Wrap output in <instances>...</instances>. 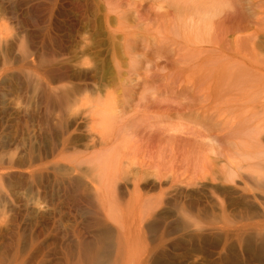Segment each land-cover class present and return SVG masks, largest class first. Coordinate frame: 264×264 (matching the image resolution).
I'll return each mask as SVG.
<instances>
[{"label": "rangeland", "instance_id": "rangeland-1", "mask_svg": "<svg viewBox=\"0 0 264 264\" xmlns=\"http://www.w3.org/2000/svg\"><path fill=\"white\" fill-rule=\"evenodd\" d=\"M246 1L243 47L185 61L160 0H0V264H264V0ZM241 123L232 181L160 150Z\"/></svg>", "mask_w": 264, "mask_h": 264}, {"label": "bare ground", "instance_id": "bare-ground-1", "mask_svg": "<svg viewBox=\"0 0 264 264\" xmlns=\"http://www.w3.org/2000/svg\"><path fill=\"white\" fill-rule=\"evenodd\" d=\"M133 1L135 3V0H133ZM242 1L243 0H160V2H163L165 4V9H164V11H162V9H161V14L158 15L156 21L159 22L160 27L163 28V30L160 31V33L161 34L164 33L165 34L164 36H166V37L162 36V38L164 37L165 39H167L168 38L166 35L167 33L176 34L175 38H173V37L168 38L169 42H170V46L174 45L175 50H177L179 48V50L182 49V52H184L183 49H185V51H187L188 53L185 52V54H183V53L181 54L182 56H184V55L186 56L185 61H190L192 59L196 60L204 52L205 53L209 52V51H212V52L215 51L216 52V49L220 47V45H218V44H225V46H227V49L228 48L231 49L232 47L233 48L238 47L237 45H241V46L243 45L242 41H240V43L236 45V43H237L236 40L239 39V37L237 38L238 33H240V31L241 32L244 31V29L246 28L244 26H241V21L243 19V9H244L243 7L246 6L245 2H247V1L244 0L245 6H244V4H242ZM262 2H261V4H262ZM247 4H249V3H247ZM107 5H108V3H107ZM140 5H138V6H140ZM110 6L111 5H108L109 8L107 9V11L110 12V10L113 11V9H114L113 13L115 12V14H116V12H117L116 15H117L118 19H122L123 17L124 18L127 17V16H123L122 15L123 13L120 14L117 11V9L115 8L116 6H113L114 8H112ZM249 6H250V4H249ZM256 7H257V5H256ZM133 11L136 12L135 10H132L131 13H133ZM133 14H135V13H133ZM136 16H137V13H136ZM138 17L139 18H137V17L136 18L140 20V16H138ZM136 22H138V20ZM152 24H154V23H152ZM156 25H158V24H156ZM257 25H258L257 27H261V26H259V24H257ZM146 27L148 28L149 26L146 25ZM157 27H159V26H157ZM161 28H160V30H161ZM262 28H264V27H262ZM247 29L246 30L249 31V28H247ZM247 31H245V32H247ZM252 31H254V30H252ZM252 31H250V32H252ZM255 31H254L255 34H253V35L251 34L253 37L250 35L251 38H249V39L247 36L241 37L243 39L245 38L244 40L248 39L247 41H249V43L250 42L253 43L254 47L257 46V44H259V42H260L258 40H257L258 42H256L254 40L256 37L260 36V35H257L258 29H255ZM261 31L262 30H260L259 32H261ZM235 33L237 34V36H236L237 39L236 38L231 39L232 37L230 39H228L230 37V34H235ZM126 35H127V33L124 34L125 40H127ZM131 35H134V34H132V32H131ZM262 35H264V34H262ZM124 38H123V40H124ZM243 39H241V40H243ZM247 41H245V42H247ZM165 43L167 44V42H165ZM122 45L125 48V51L131 55V53H130L131 52L130 39L127 41L126 44L122 43ZM216 45L218 47H216ZM254 47H252V48H254ZM174 48L172 49L173 51H174ZM175 52H177V51H175ZM178 53H179V51H178ZM209 54H211V53H209ZM131 56H133V54ZM131 56L129 57L130 60L129 59L128 60H129L130 64H132L133 66L138 65L139 62L141 63V62L147 60V58L143 57L142 55L141 56L143 58H146L143 61L138 60V59H140L138 57L139 55L133 56V57H131ZM217 56H219V55H217ZM201 57H204V56H200L199 57L200 59H197V61L203 59ZM207 57L205 56V58H207ZM226 58H227L228 68H226V74L227 75L226 74L225 75L229 76L230 74H232L231 73L232 72L231 64L232 65L234 64V63H232L234 58L232 56V53H230ZM176 60H178V59H176ZM179 60H181V59L179 58ZM212 60L213 59H211V61ZM212 64H214V63L212 62ZM230 70H231V72H230ZM212 75H214V70H213ZM217 76L219 77L218 74H216L215 77H217ZM209 77H210V75H209ZM222 77H225V76L223 75ZM104 119H106V118H104ZM128 122L125 124L122 123L123 126L120 125V128H123L122 131H124L125 130L124 128L126 126H128ZM104 124H105V122H104ZM120 124H121V122H120ZM239 126L240 127L237 128V130H235L234 135L230 136L228 138V141L222 140L223 142L219 141V139H217L216 135L211 134L212 128H214V125H208V128L211 131L210 133H207V135H200L199 134L200 136L197 135L198 137H196V138L194 137L191 139L190 138L187 139L186 137L181 138V136H179L173 140V139H171L172 136L169 135L168 136V137H170L169 140L161 141V142H164L165 145H163L160 150L163 151L164 155L169 153L168 156L171 155V162L173 159H175L176 164L179 165V167L181 168L182 171H188V175H189V178L191 177L190 178L191 180H192V178L193 179L197 178L199 180H209L211 182H215V181H218V178H219L216 175V173L217 172H223V174L225 176L224 178H229V180L227 179L229 182V181H232V176H234L233 174L235 173L234 169H233L234 167H232V164L234 162V158H236L238 156H243L244 155L243 153H245V152L242 153V151L240 150L241 148H239V146L242 145V144H240L242 138L240 137L241 138L240 139L239 136H244L246 133H250V136H251V133L253 132L252 128H255L252 125H250L251 127L244 125V126H246V127H244L243 123H241V125L239 124ZM254 130H256V129H254ZM255 134H257V133H255ZM236 135H238V136L236 137ZM234 136L236 138H239V140H240V141L238 140L239 143L234 142L235 141ZM253 137H254V139L256 138V141L260 144L259 147L264 150V145L261 141L262 135H259L258 137L256 135H254ZM160 139H163V138H160ZM244 139H246V137ZM246 140H244V141H246ZM244 141H242L243 144L245 143ZM245 145H246V143H245ZM241 147L244 149L243 146H241ZM263 152H262V154H263ZM164 157H166V156H164ZM169 159H168V161H169ZM165 160H166V158H165ZM175 160H174V162H175ZM219 162H221V164ZM218 164H220L219 167H218ZM161 166H163V165H161ZM170 169H171V167H170ZM171 170L169 172H171ZM176 171H178V169L173 170L172 173H174V172L177 173ZM172 173H171V177L173 176ZM175 173H174L175 176H173V177H177ZM165 175H166V172L164 174H161V176L159 177V181H161L163 179L162 177H166ZM157 179H158V175H157ZM187 179H188V177H187ZM135 187L137 188L138 186L136 185ZM103 256L104 257L101 256L102 258L100 260L97 259L98 263H101V262L103 263V261L105 260V257L107 255L105 256L103 254Z\"/></svg>", "mask_w": 264, "mask_h": 264}]
</instances>
